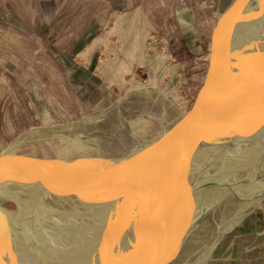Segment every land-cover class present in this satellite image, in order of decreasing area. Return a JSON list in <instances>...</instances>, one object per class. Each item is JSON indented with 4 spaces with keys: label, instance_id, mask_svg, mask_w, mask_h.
Masks as SVG:
<instances>
[{
    "label": "rangeland",
    "instance_id": "374dc122",
    "mask_svg": "<svg viewBox=\"0 0 264 264\" xmlns=\"http://www.w3.org/2000/svg\"><path fill=\"white\" fill-rule=\"evenodd\" d=\"M218 5L0 0V151L105 154L155 136L194 97ZM260 64L264 76V58ZM251 163L222 174L233 185L202 195L208 211L176 264H264V197L254 200L264 191V159ZM158 236L152 230L137 246L159 248Z\"/></svg>",
    "mask_w": 264,
    "mask_h": 264
},
{
    "label": "water",
    "instance_id": "95a60500",
    "mask_svg": "<svg viewBox=\"0 0 264 264\" xmlns=\"http://www.w3.org/2000/svg\"><path fill=\"white\" fill-rule=\"evenodd\" d=\"M218 9L189 107L152 138L105 154L0 151V264H76L92 251L87 264H138L139 250L152 252L144 264L177 263L208 211L202 195L264 159V0ZM152 230L160 247L137 246Z\"/></svg>",
    "mask_w": 264,
    "mask_h": 264
},
{
    "label": "bare ground",
    "instance_id": "6f19581e",
    "mask_svg": "<svg viewBox=\"0 0 264 264\" xmlns=\"http://www.w3.org/2000/svg\"><path fill=\"white\" fill-rule=\"evenodd\" d=\"M143 16V15H142ZM144 17V16H143ZM140 18V17H139ZM143 19V18H142ZM183 19H184V17H183ZM259 26H261L262 28L264 27V22L263 23H261V24H259L257 27H256V32H257V29L259 30L258 31V33H261V32H263V30L264 29H262L261 30V27H259ZM256 32H255V34H256ZM144 90V89H143ZM145 94V93H144ZM134 95V94H133ZM131 97V96H130ZM133 98H134V96H132ZM132 100V99H131ZM141 100V99H140ZM139 100V101H140ZM144 100V99H143ZM142 101V100H141ZM140 101V102H141ZM145 101V100H144ZM147 101V100H146ZM145 101V102H146ZM135 103H136V101H135ZM154 103V102H153ZM133 104H134V102H133ZM132 104V105H133ZM145 104V103H144ZM144 104H142V106H144ZM146 105V104H145ZM156 105V104H155ZM125 106V105H124ZM127 106V105H126ZM134 106V105H133ZM139 105H137V107H138ZM141 106V105H140ZM150 106V105H149ZM154 106V105H153ZM128 107V106H127ZM158 107V106H157ZM162 107V106H161ZM133 108V107H132ZM136 108V107H135ZM142 108V107H141ZM144 108V107H143ZM149 109H150V107H148ZM151 108H153L152 107V105H151ZM154 108H156V107H154ZM153 108V109H154ZM148 109V110H149ZM159 109V108H158ZM157 109V110H158ZM161 109V108H160ZM142 110V109H141ZM143 110H145V109H143ZM152 110V109H151ZM150 110V111H151ZM130 111V110H129ZM133 111H135V109L133 110ZM115 132V131H114ZM120 134V133H119ZM120 136L121 137H119L120 138V140H126L124 137H123V135H122V133L120 134ZM136 143H138V141H127V143H124V146H129V145H134V144H136ZM230 192V191H229ZM219 201V200H218ZM168 234V233H167ZM142 241H144V240H142ZM97 244H98V242H97ZM97 244H92L91 246H96ZM140 244H141V242H140ZM187 245V244H186ZM99 246V245H98ZM128 248H133V247H135V246H127ZM185 247H187V246H185ZM184 249V248H183ZM97 251V250H96ZM136 251H137V249H136ZM90 253V252H89ZM89 253H87L86 255L85 254H83L82 256H79V260H77L75 263L76 264H84V263H86L88 260H89V257H91L90 256V254ZM137 253V261H138V264H144V263H146V261H148L147 260V258H148V256H145V255H142V256H140L139 254H140V250L139 251H137L136 252ZM92 254H94V252L92 253ZM114 258V257H113ZM120 259H117V258H115V259H112V263L111 264H117V262L119 261Z\"/></svg>",
    "mask_w": 264,
    "mask_h": 264
}]
</instances>
